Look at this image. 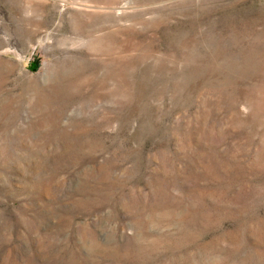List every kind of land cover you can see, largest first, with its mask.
<instances>
[{"label":"rangeland","instance_id":"374dc122","mask_svg":"<svg viewBox=\"0 0 264 264\" xmlns=\"http://www.w3.org/2000/svg\"><path fill=\"white\" fill-rule=\"evenodd\" d=\"M0 264H264V0H0Z\"/></svg>","mask_w":264,"mask_h":264}]
</instances>
